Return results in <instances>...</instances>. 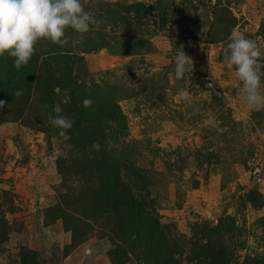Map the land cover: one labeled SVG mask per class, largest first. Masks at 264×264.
I'll return each mask as SVG.
<instances>
[{"label": "rangeland", "instance_id": "obj_1", "mask_svg": "<svg viewBox=\"0 0 264 264\" xmlns=\"http://www.w3.org/2000/svg\"><path fill=\"white\" fill-rule=\"evenodd\" d=\"M136 2L147 10L141 36L153 45V52L139 56L142 71L132 68L134 55L82 53L97 83L135 91L118 102L126 135L113 147L144 175L145 209L163 226L181 264L209 262L207 250H200L206 244L201 231L226 216L238 229L227 241L228 264H255L264 258V107L247 109L220 52L233 30L264 52L258 32L264 0H81L98 22L92 30L126 38L130 32L109 24L105 10ZM217 7L231 13L221 17L231 15L234 26L224 42L213 43L209 30ZM129 17L137 21L133 13ZM182 50L189 67L177 79L174 57ZM261 85L264 90V71ZM0 101L11 119L0 121V264H111L108 237L96 224L76 225L77 215L66 205L56 160L70 157L69 146L47 138L39 123L12 118L26 115V101ZM126 181L123 169L118 187Z\"/></svg>", "mask_w": 264, "mask_h": 264}, {"label": "trees", "instance_id": "obj_2", "mask_svg": "<svg viewBox=\"0 0 264 264\" xmlns=\"http://www.w3.org/2000/svg\"><path fill=\"white\" fill-rule=\"evenodd\" d=\"M222 11L224 15L231 14L223 7L214 10L210 42H224L234 26L231 15L221 17ZM105 12L109 24L127 29L129 37L109 35L102 27L84 34L69 28L65 32L66 44L61 46L40 39L29 63L20 69L14 67V58L5 53L0 56V98L26 101V115L12 118L20 119L25 125L28 122L43 125L42 132L47 138L62 139L60 130L51 124L57 115L73 121V127L68 130L70 139H62L70 148V157L56 160L58 173L67 186L66 205L77 215L76 225L96 224L101 235L108 237L111 247L107 254L111 264H181L174 256L175 249L163 226L145 209L141 194L147 187L144 175L113 147L120 136L126 135V117L118 102L134 98L135 91L130 87L97 83L94 74L82 63L84 52L123 53L138 57L132 68L142 71L144 59L139 56L153 52L151 41L140 33L146 6L136 2ZM130 13L137 21L131 20ZM258 32L264 42V21ZM222 51L223 48L221 60L224 59ZM202 85L208 87V83ZM85 98L93 101L88 108L82 103ZM56 107L61 113L54 111ZM139 111L138 107L132 108L133 113ZM7 116L0 109V121H11ZM123 169L127 181L118 187ZM237 231L234 219L229 216L219 220L216 226L203 227L201 235L206 244L200 250H207L208 254H203V258L209 259L207 264H228L227 241H232ZM254 263L264 264V258H257Z\"/></svg>", "mask_w": 264, "mask_h": 264}, {"label": "clouds", "instance_id": "obj_3", "mask_svg": "<svg viewBox=\"0 0 264 264\" xmlns=\"http://www.w3.org/2000/svg\"><path fill=\"white\" fill-rule=\"evenodd\" d=\"M97 24L81 0H0V56L7 53L14 58V67L20 69L29 63L40 39L63 46L67 43V29L84 34ZM262 56L264 52L255 40L240 31L231 32L229 43L224 48V60L226 67L234 70L235 79L241 85L243 103L249 110L264 107L261 85L264 65L259 62ZM189 61L183 50L175 55L174 75L177 79L188 70ZM82 103L88 108L93 101L85 98ZM3 106L0 101V108ZM54 111L59 114L62 110L56 107ZM51 124L60 130L59 136L63 140L70 139L68 130L73 127L72 120L57 115ZM93 147L98 149L99 145L93 144Z\"/></svg>", "mask_w": 264, "mask_h": 264}]
</instances>
